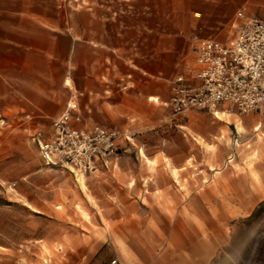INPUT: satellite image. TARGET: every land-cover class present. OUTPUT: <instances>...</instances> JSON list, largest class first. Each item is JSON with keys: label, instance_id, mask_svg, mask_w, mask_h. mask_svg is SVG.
Segmentation results:
<instances>
[{"label": "crops", "instance_id": "crops-1", "mask_svg": "<svg viewBox=\"0 0 264 264\" xmlns=\"http://www.w3.org/2000/svg\"><path fill=\"white\" fill-rule=\"evenodd\" d=\"M238 10L264 19V0H0L6 125L49 134L74 103L76 126L133 133L111 167L128 189L97 203L96 235L64 264H206L222 225L264 199V112L165 104L174 76L196 82L192 38L229 42ZM0 215V264H41L39 231Z\"/></svg>", "mask_w": 264, "mask_h": 264}, {"label": "rangeland", "instance_id": "rangeland-1", "mask_svg": "<svg viewBox=\"0 0 264 264\" xmlns=\"http://www.w3.org/2000/svg\"><path fill=\"white\" fill-rule=\"evenodd\" d=\"M73 3L79 6L81 0ZM4 119L0 117V210L8 211L10 220L25 222L26 236H31L33 229L35 234L39 231L41 241L36 245L39 244L41 264H64L66 254L81 252L82 246L76 243L84 233L92 230L96 235L97 203H117L118 198H109L108 192L118 190L121 194L120 186L124 191L128 188L111 168L80 174L67 167L45 164L32 134L11 130ZM44 130L39 127L36 131L46 137ZM126 154L135 159L134 150ZM208 181L205 175L198 185ZM175 184L187 189L189 183ZM206 264H264V199L248 214L222 225Z\"/></svg>", "mask_w": 264, "mask_h": 264}, {"label": "built area", "instance_id": "built-area-1", "mask_svg": "<svg viewBox=\"0 0 264 264\" xmlns=\"http://www.w3.org/2000/svg\"><path fill=\"white\" fill-rule=\"evenodd\" d=\"M234 28L229 42L192 38L196 67L191 78L196 82L184 74L170 80L165 104L171 113L197 109L215 114L221 105L237 113L264 112V19L238 10ZM75 107L67 104L46 137L40 131L32 134L40 157L47 165L80 174L110 169L122 141H129L133 133L101 124L76 126L80 116L69 111Z\"/></svg>", "mask_w": 264, "mask_h": 264}]
</instances>
